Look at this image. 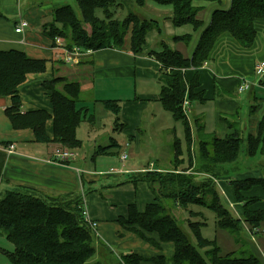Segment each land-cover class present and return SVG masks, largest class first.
<instances>
[{
    "label": "trees",
    "instance_id": "trees-1",
    "mask_svg": "<svg viewBox=\"0 0 264 264\" xmlns=\"http://www.w3.org/2000/svg\"><path fill=\"white\" fill-rule=\"evenodd\" d=\"M131 1L138 6H143L147 1L171 6L169 20L175 26L189 23L194 29H198L204 25V8L193 5L195 0ZM119 4L118 0H77L80 17L70 5L61 6L53 11L51 21L44 25V34L52 40L60 36L67 47L98 50L121 48L129 33L131 52L134 55L140 54L148 31L156 27L161 34V28L157 20L141 18L134 12H128L123 18L114 17L113 7ZM98 10L101 16L97 15ZM258 19L264 20V0H230L227 9L217 8L211 12L209 22L202 29L190 56L165 42H160L159 51L148 52L160 64L159 71L163 77L159 93L161 105L172 114L175 121L183 124L188 165L177 168L184 161V151L181 140L174 138V171L152 170L134 174L132 181L146 182L154 198L142 211L134 203L129 204L126 216L119 217L118 222L155 246L159 243L147 237L146 233H156L159 241L171 242L174 246L171 257L173 264H264L255 255L237 256L233 252L221 254L215 239L201 236L200 228L205 224L204 221L188 219L192 240L178 224L168 203L171 201L174 204L172 206L184 210L190 204L208 208L215 214V226L231 234H237L242 229V223H248L253 229H257L264 220V209H249L259 198L245 197L242 194L254 186H260L264 191V174L261 177L229 180L236 201L242 203V218H238L231 208L222 203L220 189L213 179L225 173V167L235 162L241 151L244 156L264 155V113L257 123L256 133L249 134L245 142L231 133L220 138L212 134L211 142L199 139L197 162L200 166L197 167V162L193 164L191 161L189 126L181 108L184 83L174 71L176 68L201 67L208 60L216 39L224 32H228L242 47L251 46L256 36L255 21ZM172 40L188 44L191 35H175ZM45 62L44 59L30 57L21 50H0V96H10L11 99L4 114L14 129H31L37 142H54L68 149L77 148L81 143L76 137V129L83 120L91 117L86 116V108L77 105L81 90L77 81L55 76L42 82L48 90L51 113L44 109H21L18 92L20 84L25 81L28 73L43 72ZM186 84L187 96L191 102L204 100L203 91H196L199 87L197 71ZM103 103L108 108L115 109L114 101L105 100ZM50 119L53 123L51 139L45 128ZM196 130L200 132L202 127L197 126ZM208 145L210 148H207ZM100 151L104 152V149ZM190 168L202 171L207 176L195 180L192 173L186 172ZM164 199L167 200L166 203H163ZM82 207V195L58 197L20 188L0 192V234L13 244L12 250H2L7 257V262L3 264H102L97 260L91 262L96 252L97 240L85 220ZM189 212L190 216L200 214L198 211ZM120 259L124 264H142L147 260L156 264L165 262L163 255L145 259L135 252L122 254Z\"/></svg>",
    "mask_w": 264,
    "mask_h": 264
},
{
    "label": "crops",
    "instance_id": "crops-1",
    "mask_svg": "<svg viewBox=\"0 0 264 264\" xmlns=\"http://www.w3.org/2000/svg\"><path fill=\"white\" fill-rule=\"evenodd\" d=\"M192 4L204 8V25L198 29H194L189 23L173 25L169 20L171 6L147 1L139 7L147 8L148 15H137L157 20L161 34L156 27L151 28L146 35L142 53L134 55L131 52L128 35V40L126 36L121 48L109 47L93 51L90 64L83 61L78 65H69L61 59V50L52 47L43 30L57 8L70 5L78 11L77 0H0V50L17 49L30 57L46 61L43 72L28 73L25 81L20 84L18 92L21 109H44L51 113L52 104L48 90L42 82L62 76L80 84L77 105L86 108V116L91 115L76 129L80 146L69 149L72 156L64 163L58 164L49 159L56 151L65 147L54 142H37L29 128L14 129L4 114V109L11 103L10 96H0V192L20 188L58 197L82 195L84 217L96 223L92 230L96 239L103 240L106 245L115 244L123 254L135 252L145 259L163 255L164 264H173L171 257L174 246L171 242H161L156 233H146L147 237L159 243L155 246L125 229L118 222L119 217L126 216L129 204L134 203L137 209L142 211L145 205L153 200L146 182L132 181L134 174L152 170L162 172L163 169L155 165L157 161L129 169L125 166L126 160L123 164L119 162L120 150L113 152L110 149L112 146L122 145L126 148L133 147L134 150L136 146V149H139L141 134H148L147 141L157 144L162 141L170 144L174 138H179L176 121L159 100L163 82L159 71L160 64L148 52L159 51L160 42H165L190 56L202 29L209 22L211 12L217 8L227 9L230 0H195ZM20 20H25L27 25L22 32H16L15 28ZM255 29L256 36L251 46L242 47L228 32H224L216 39L208 60L201 67L174 70L185 80H190L194 73L198 72L199 87L196 91H203L204 100L197 101L200 110H197L196 114L190 101L186 116L196 119L206 133H212L219 138L226 135L232 121L228 125L225 115L237 114L239 100L243 101L244 108L245 105L249 110L253 108L248 121L250 120L254 130L264 113V96L256 92L257 88L264 91V77L258 81L259 85L254 83V66L264 60L263 19L255 21ZM184 34L191 35L188 44L172 40L173 36ZM160 35H164V38ZM242 79L248 80L250 87L239 94L237 86ZM105 100L114 101L115 109L103 106L105 109H101L102 115L99 116H104L105 120H98L94 112L95 107L98 103L104 105ZM207 105L212 107V115L208 119ZM45 128L51 139V119L46 122ZM189 128L191 131V126ZM166 136L171 138L167 139ZM104 142L106 144H100ZM9 145H13L12 150H8ZM102 148L104 152L100 151ZM120 166L122 168H119ZM111 167L118 170L111 172ZM126 174V178L120 179ZM217 183L225 193L233 213L242 218V203L236 201L232 186H227L223 180H218ZM85 185L90 190L88 195ZM256 188L261 187L254 186L242 192L243 196H256L260 200V197H264V191L261 188L253 192ZM259 200L251 204L249 209H264L259 206ZM100 256L101 251H98V254L95 252L94 258ZM142 264L156 262L147 260Z\"/></svg>",
    "mask_w": 264,
    "mask_h": 264
},
{
    "label": "rangeland",
    "instance_id": "rangeland-1",
    "mask_svg": "<svg viewBox=\"0 0 264 264\" xmlns=\"http://www.w3.org/2000/svg\"><path fill=\"white\" fill-rule=\"evenodd\" d=\"M120 3L118 6L113 7L114 11V17L116 18H123L125 15H127L128 12H134L136 14L140 15H148V9L147 8H140L138 5H136L133 1L131 0H118ZM76 11V10H75ZM204 14V13H203ZM76 15L80 17V14L78 11H76ZM97 15L101 16V12L98 10ZM128 35L129 33L126 34L127 40H128ZM130 36V35H129ZM164 35H160V37H163ZM56 38L62 39L60 36H56L54 40L51 38V45L52 47H55L57 49L61 50V59L69 65H78L80 63H83V61L87 62V64H90V56L91 53L95 50L91 49H83L79 46H72V47H67L62 40L59 41ZM126 38V37H125ZM57 43H56V41ZM125 41V39H124ZM75 48V51L79 53L77 55L73 56H68L69 53ZM99 50V49H98ZM89 62V63H88ZM182 82L184 83V96L182 101L186 99L188 101V106L190 105V100L188 99L187 92H188V87L186 84V81L184 78H181ZM263 79V78H262ZM256 84H260L256 79L254 81ZM238 87V86H237ZM238 92V91H237ZM245 92V91H243ZM257 94H260V96H264V91H262L260 88L256 89ZM239 93V92H238ZM240 92L239 94H241ZM237 94L238 96H240ZM233 98H237V96H232ZM240 101V106L238 108L237 114L234 115H225L228 118V125L231 122L232 127L229 125V130L228 134L231 133L236 137H241L243 141L245 142V139L249 134H255L257 130V125L256 129L254 130L251 128L252 126L250 125L248 119L249 116L252 115L253 113V108L249 110V107L247 105H243V101ZM183 103V102H182ZM99 105L95 107V115L97 116V119L99 120L102 118V120H105L104 116H99L102 115L101 109L106 107L105 105L98 103ZM193 112L196 114L197 110H200V104L197 101H192L191 103ZM100 108V109H99ZM182 108V106H181ZM206 117H210L212 115V107L210 105L206 106ZM189 109V107H188ZM90 112H93V107L90 108ZM182 113L185 116V121L187 122L188 126H191V131L189 128L190 132V137H191V161L193 164L197 162L198 159V142L199 139H205L206 141L211 142V136L212 133H206L204 129L201 130V132L196 131V127L200 126L199 122H197L196 119L193 120L192 117H187L185 111L182 109ZM260 119V118H259ZM192 121V125H191ZM103 122V121H102ZM177 126V137L181 138L182 142V150L184 151L183 154V162L180 164L177 168H185L188 165V158H187V151H186V146H185V141H184V128L183 124L181 121H176L175 122ZM202 127V126H200ZM148 134H143L140 135V142H139V149L135 150L133 147L131 148H126L124 145L121 147H116L112 146L110 150L113 152L120 150L121 153H126L127 157L125 161V166L129 169L131 168H138L142 166L148 165L150 162H156L155 164L158 167H161L163 169L162 172H167V171H172L175 167H173V159H172V142L169 144H166L164 141H162L160 144L157 143H150L147 141L146 137ZM167 139H170L169 137L166 136ZM121 142V140H119ZM138 142V141H137ZM100 144H106L100 143ZM210 145L207 146V148ZM119 154V155H120ZM116 158V157H112ZM119 158V157H118ZM119 160L120 163H124ZM200 166V163L197 162V167ZM170 167V168H166ZM119 168H122L121 166ZM264 155H255V156H244L243 151L240 152V155L238 159L233 162L228 164L225 169V173H221L220 175H217L214 179L217 187L218 180H223L225 181L226 185L230 186L229 180L234 179V178H241L244 176H258V175H263L264 174ZM174 171V170H173ZM187 173H192L195 176V180H200L206 173L202 171H194L193 169H188L186 171ZM127 174L124 176H121L120 179L126 178ZM87 185H85V189L87 191L86 195L90 194V190L86 188ZM220 189V195H221V201L226 207H230V203L223 191ZM231 189V188H230ZM258 189L261 188H256V190H253V192H256ZM232 190V189H231ZM260 191V190H259ZM152 195V199L154 198V195ZM151 199V200H152ZM167 200L164 199L163 203H166ZM169 205L173 208H171V213L174 214V216L178 220V224L180 227L187 232L190 237L193 240V236L191 234L190 228L188 226V219L190 221L193 220H198V221H204L205 224L201 226L200 228V233L201 236L207 239H215V243L220 247L221 254H226L228 252H233L237 256H248V255H255L257 256L263 263H264V220L260 223V227L257 229H253L248 223H242L241 225V230L237 231V234H231L229 231L225 229H220L215 226V214L212 210L205 208L203 206H200L198 204H190L188 205L187 209L184 210L181 207H174V205L171 201L168 202ZM260 207L264 208V197H260V200L258 202ZM83 208V207H82ZM233 209V208H231ZM84 210V209H83ZM189 211H198L200 214L198 216H190ZM84 214V211H83ZM237 240H236V239ZM97 242L95 244L96 246V254H98V251H101V256L98 258H92L91 262L94 261H99L102 264H121L123 261H121V255L123 254L120 249L117 248L115 244L112 245H106V243L101 240V239H96ZM13 249V244L8 241L4 235L0 234V264H3L7 262V257L2 252V250H12ZM202 252V251H201ZM121 261V262H120ZM124 264V263H123Z\"/></svg>",
    "mask_w": 264,
    "mask_h": 264
},
{
    "label": "built area",
    "instance_id": "built-area-1",
    "mask_svg": "<svg viewBox=\"0 0 264 264\" xmlns=\"http://www.w3.org/2000/svg\"><path fill=\"white\" fill-rule=\"evenodd\" d=\"M18 25L16 26L15 28V31L16 32H22L24 26L27 25V22L25 20H20L18 23ZM57 40L59 38H56ZM55 39V41H56ZM62 40V39H59V41ZM57 43V41H56ZM79 53L75 51V48L69 53L68 56H75ZM254 77L257 81H260L263 77H264V60H261L259 62H257L254 66ZM250 87V82L246 79H242L241 82L238 84V87H237V91L240 93V92H243L245 90H247L248 88ZM183 103L181 104L182 106V109L185 111V113H187V111L189 110L188 109V101L186 99H184V101H182ZM13 149V145H9L8 146V150H12ZM72 156V153L69 149H61V150H58L56 151L52 157H50V161L54 162V163H58V164H61V163H64L68 158H70ZM127 158V154L126 153H121L119 155V160L121 162H123L125 159ZM118 169L115 168V167H111L110 168V171L111 172H115L117 171ZM87 224L89 225V227L94 230V227L96 226V223L93 222V221H88L87 219H85Z\"/></svg>",
    "mask_w": 264,
    "mask_h": 264
}]
</instances>
